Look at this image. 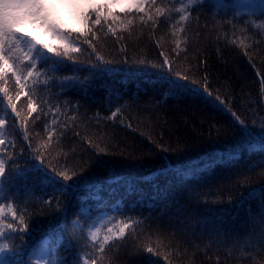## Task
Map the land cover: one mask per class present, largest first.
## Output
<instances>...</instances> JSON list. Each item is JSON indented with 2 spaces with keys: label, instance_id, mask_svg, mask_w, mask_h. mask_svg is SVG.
<instances>
[{
  "label": "trees",
  "instance_id": "obj_1",
  "mask_svg": "<svg viewBox=\"0 0 264 264\" xmlns=\"http://www.w3.org/2000/svg\"><path fill=\"white\" fill-rule=\"evenodd\" d=\"M156 7L0 80V264H264V35Z\"/></svg>",
  "mask_w": 264,
  "mask_h": 264
},
{
  "label": "snow or ice",
  "instance_id": "obj_2",
  "mask_svg": "<svg viewBox=\"0 0 264 264\" xmlns=\"http://www.w3.org/2000/svg\"><path fill=\"white\" fill-rule=\"evenodd\" d=\"M147 3L148 0H0V80L7 78L11 73L15 76L16 84L23 91L26 87L24 71L27 73V78L33 82L38 75V73L34 74L35 63L33 56L30 55L33 51L39 55L36 43H42L43 48L50 53L56 52L57 47L67 52L71 49L69 37L73 33L91 32L90 21L95 25H100L101 20L107 18L119 21V17L115 15L117 9L122 13L132 10L144 12ZM57 6L73 9L72 20L74 22H61L54 12ZM93 15H95L94 21ZM29 28L40 29L48 39L40 41L39 37H32V32L28 31ZM86 43L91 45L92 41L86 40ZM22 45L27 46L28 51H24ZM71 50L80 51L79 48ZM21 54L24 59L29 61L26 68L18 66L17 62L23 63ZM101 59L103 58L101 57ZM68 81L72 80H66L65 83ZM4 91L7 92V89ZM8 99L11 101V97ZM12 111L15 112V105H12ZM115 115L116 112H113L112 116ZM233 116L239 120V117H236L234 113ZM239 123L244 124L242 120H239ZM3 124L4 120H0V125ZM245 130H247L246 126ZM0 143L3 141L0 140ZM248 147L252 148L253 145L249 143ZM260 148L264 150V143L260 144ZM236 159H239V153L233 155V160ZM4 175L5 167L0 162V178H3ZM2 212L3 210L0 209V214ZM121 235H123V229H121ZM105 239L109 238L105 237ZM3 250L4 248L0 247V253ZM148 252H152V249L149 248Z\"/></svg>",
  "mask_w": 264,
  "mask_h": 264
},
{
  "label": "rangeland",
  "instance_id": "obj_3",
  "mask_svg": "<svg viewBox=\"0 0 264 264\" xmlns=\"http://www.w3.org/2000/svg\"><path fill=\"white\" fill-rule=\"evenodd\" d=\"M165 0H155V2H153V0H148V3L145 5V11L147 10L148 7L150 6H155L157 5L156 8H159V6L164 5L166 7V10H168L169 13V17L172 16H176L177 21L181 22H186L188 15L189 14V10L192 9L193 7L199 5V4H209L211 5V7H213L215 9V11L217 12H221V13H228L231 12L233 13L234 17L236 20H243L246 23L251 24L250 22V16L251 18H254L256 20H260V19H264V0H234V2L232 3H227L225 0H202V2H198L196 5L194 6H188L187 4V0H167L170 2H173V4H171L170 2H164ZM167 6H166V5ZM73 9L69 8V7H65V6H57L54 9V12L56 13L57 17L60 19L61 22L63 23H73L74 21L72 20V13H73ZM237 11H240L242 13V15L240 16H236L235 13ZM133 12H137L135 10H132L130 12L126 11V12H120L118 9L115 12L116 16H120V15H127V14H131ZM108 20H112L110 18H107ZM120 20V18H119ZM114 21V20H113ZM114 22H118L119 21H114ZM253 27V26H252ZM256 29V28H255ZM259 32H261L259 29H256ZM28 31L32 32V37H39L40 41H45L47 38L46 34L41 31L40 29H32L29 28ZM264 35V32H262ZM76 33H73L71 37H69V42L71 44V49H75L78 48L77 44L74 42L73 40V35ZM32 39V38H29ZM24 47V51H28V47L27 46H23ZM36 48L39 49V55H37V53L35 51H33L32 53H30V55L33 56V62L35 63V69H34V74L38 73L37 78L35 80V82H33L32 80L26 78V81H30L31 83H44L45 80L42 78V73L40 72V66L46 64L45 58L47 56L48 52L47 49L43 48L42 43H36ZM68 50L67 52H72L73 50ZM58 51H65L62 48L57 47L56 52ZM55 53V52H52ZM22 58L23 55L21 54ZM26 64H29V61L24 59ZM42 60V63H41ZM104 222V219L100 220L97 224H96V231L99 230V228L102 226ZM49 257H50V250L49 248H47V242H43L41 246H39L34 254V261L36 264H48L49 261Z\"/></svg>",
  "mask_w": 264,
  "mask_h": 264
},
{
  "label": "clouds",
  "instance_id": "obj_4",
  "mask_svg": "<svg viewBox=\"0 0 264 264\" xmlns=\"http://www.w3.org/2000/svg\"><path fill=\"white\" fill-rule=\"evenodd\" d=\"M198 2H202V0H187L188 6H194ZM235 15L240 16L242 15V13L240 11H237ZM250 22L254 28L259 29L261 32H264V19L256 20L254 18H251L250 16Z\"/></svg>",
  "mask_w": 264,
  "mask_h": 264
}]
</instances>
